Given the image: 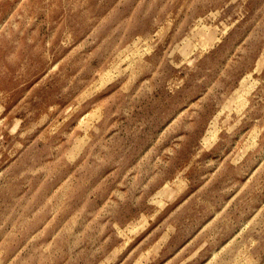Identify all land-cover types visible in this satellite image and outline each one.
Returning a JSON list of instances; mask_svg holds the SVG:
<instances>
[{
    "label": "clouds",
    "instance_id": "1",
    "mask_svg": "<svg viewBox=\"0 0 264 264\" xmlns=\"http://www.w3.org/2000/svg\"><path fill=\"white\" fill-rule=\"evenodd\" d=\"M0 264H264V0H0Z\"/></svg>",
    "mask_w": 264,
    "mask_h": 264
},
{
    "label": "rangeland",
    "instance_id": "2",
    "mask_svg": "<svg viewBox=\"0 0 264 264\" xmlns=\"http://www.w3.org/2000/svg\"><path fill=\"white\" fill-rule=\"evenodd\" d=\"M87 116V114H86ZM86 117H82L81 118V122H84ZM170 193L169 191H167L166 189L163 188V186H161V189L159 190V192L157 193L158 197L160 198V200L162 201L166 196H168Z\"/></svg>",
    "mask_w": 264,
    "mask_h": 264
}]
</instances>
